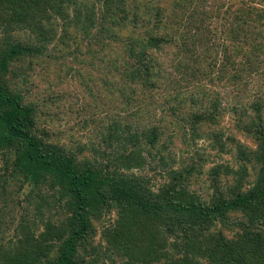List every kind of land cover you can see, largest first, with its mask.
<instances>
[{
	"label": "trees",
	"instance_id": "1",
	"mask_svg": "<svg viewBox=\"0 0 264 264\" xmlns=\"http://www.w3.org/2000/svg\"><path fill=\"white\" fill-rule=\"evenodd\" d=\"M62 1L0 0V33L5 35L0 44V149H8L0 156V196L10 182L24 196L20 212H7L9 202L0 201V264H102L101 257L109 252L127 257L125 264H264V124L258 114L264 100L253 106L257 120L249 129L258 148L240 151L237 161L244 164L240 161L236 170L226 164L212 168L208 200L187 188L195 176L188 164L173 168L164 159L161 167L169 181L154 184L151 177L159 172L152 165L157 164L150 159L151 151H142L160 139V124H149L147 113L137 116L143 119L138 127L128 120L136 119L139 101L148 94L153 99L158 89L154 80L162 70L151 50L169 41L163 32L173 31L161 14L164 10L155 8L154 20H141L133 35L128 24H137L139 1L130 10L126 0ZM250 2L245 19L232 20L240 28H260L253 37L263 52L264 8L259 4L264 0ZM230 9L222 17L229 19ZM95 11L100 12L96 21ZM16 30L22 31L21 37ZM198 33L177 35L200 43ZM192 54V62L175 68L177 77L169 73L178 87L199 66ZM56 56L67 72L59 69L45 82L47 74H37L34 68ZM83 74H94L101 82L103 94L89 86L87 92L93 103L102 99L113 117L92 120L95 138L73 151L66 148L72 137L54 135L51 126L62 118L50 109L60 99L56 88ZM189 101L204 105L203 113H192L188 121L194 135L215 134L210 128L217 124V105L205 106L196 94H190ZM170 107L169 112L174 110ZM69 116L63 132L79 125ZM224 171L234 176L227 186L220 184ZM236 213L240 215H232ZM228 228L235 230V240L224 237L222 230Z\"/></svg>",
	"mask_w": 264,
	"mask_h": 264
},
{
	"label": "rangeland",
	"instance_id": "2",
	"mask_svg": "<svg viewBox=\"0 0 264 264\" xmlns=\"http://www.w3.org/2000/svg\"><path fill=\"white\" fill-rule=\"evenodd\" d=\"M137 1H139V7L136 4ZM62 3H67V0H63ZM68 3H70L69 11L72 13V4ZM124 5L127 6V10H130L131 7H138L137 24H128L129 32L133 35L138 31L136 25H139L141 20V24L154 20L153 10L155 8L164 10L161 14H163L166 23L169 22L173 28L170 33H162V36L169 38V41L160 44V49L151 50L157 69L162 70L161 77L154 80L158 86L157 91L153 92L154 98L151 99V94L148 96L146 94L147 97L138 103L140 110L138 108L136 119L128 120L138 127L137 123L143 125V119H137V116L147 113L145 119L150 117L149 124L156 121L160 124V139L142 151V154L151 151L150 159L153 164H157V168L153 165L152 168L158 169L159 173L152 176L151 180L154 184L169 181L165 170L161 167L164 159L167 164L173 163V168L188 164L195 176L191 177L188 182L186 180L187 188L208 200L211 197L209 194L213 193V186L210 185L212 176L209 175L212 168L218 164H226L236 170L241 164V159L237 161V157L239 158L242 153L240 151L251 153L258 148L257 137L251 132L252 129H249L252 127V123L257 120V113L253 106L264 100V51L262 52L260 48L256 47L257 40L253 37L255 36L253 32H257L260 28L245 27V25L240 28L239 24L232 20V17L236 16L245 19L247 7L252 4L250 0H235L234 2L233 0H126ZM259 6L264 8V3ZM228 8H231L230 18L226 19L222 15L226 14ZM193 9L194 11H192ZM94 14V21H96L100 12L95 11ZM57 20L60 22L59 19ZM206 24L208 25L207 30L205 29ZM197 26L199 27L197 28ZM192 30L199 32L200 43L192 42L193 37L184 41L180 35H177L179 32L192 36ZM139 31L141 30L139 29ZM262 32L264 33V31ZM13 33L21 37L22 31L16 30ZM178 36L181 41H178ZM4 38L5 35L0 33V44ZM184 48H195L193 52L196 53L192 54V52L191 54L198 61L199 66L196 65L198 68L195 72V68L191 69V76L186 75V79L182 83L183 87H178V82L171 78L169 73L177 77L175 68L178 64L192 62L191 54ZM60 58L61 56H56L55 59L44 58L41 60L40 66L34 68V71L41 75L47 74L45 82H51L53 75L60 69L62 60ZM68 59L72 60L73 57ZM157 62L161 65L158 66ZM60 71L65 74L67 72L61 69ZM72 73L74 70L69 72V74ZM67 78L69 79V77ZM72 79L64 81L62 86L56 88L60 92V99L56 102L58 104L50 109V112L58 113L62 119L51 128L54 130L55 136L62 137V134L67 133L72 137V144L67 145L66 148L78 151L79 144L93 141L96 136L92 120L103 118L107 122L113 117V111L109 110L102 99L92 102V96L88 94L86 86L93 88L94 92L98 94H103L101 82L94 74L74 76ZM190 94L201 96L205 106L217 105V124L214 128H210L215 130L214 136L207 134L198 137L194 135L193 126L188 121L193 119L192 113L200 112L202 114L204 105H191ZM170 106H173L174 109L171 112L168 109L171 108ZM69 114L72 115L69 117H76L79 127L76 126L73 130L63 132L60 129L64 128L66 117ZM258 114L262 118L261 123L264 124V109ZM120 118L127 123L122 115ZM81 122H87L88 127L81 126ZM200 127L209 131L206 125ZM201 135H205V133L202 132ZM219 143L223 144L224 151L219 149ZM165 146L168 149H165L167 148ZM4 152H8V149L1 147L0 156H4ZM174 155L176 160H170L168 156L174 158ZM182 159L184 163L179 162ZM2 162L0 160V175L3 174ZM242 163L244 164V162ZM247 167L249 168L250 165ZM232 177H234L232 174H226L224 171L220 177V184L227 186L232 183ZM253 177L254 174L250 175L249 179L252 180ZM10 184L7 186L8 192L2 190L0 201L7 200L9 202L7 212L9 210L20 212L24 196L15 182H10ZM7 214L9 215V213ZM111 215L113 216V213ZM232 215H238V213ZM109 217L110 214H108ZM218 225L216 230H218ZM222 232L225 238L236 239L235 230L228 228L223 229ZM98 241L99 233L95 236V242ZM100 261L102 264H125L127 257L109 252L102 256Z\"/></svg>",
	"mask_w": 264,
	"mask_h": 264
}]
</instances>
